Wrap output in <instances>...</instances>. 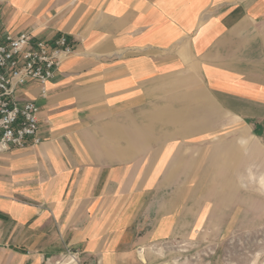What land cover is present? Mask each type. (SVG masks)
I'll return each instance as SVG.
<instances>
[{"label": "crops", "instance_id": "obj_1", "mask_svg": "<svg viewBox=\"0 0 264 264\" xmlns=\"http://www.w3.org/2000/svg\"><path fill=\"white\" fill-rule=\"evenodd\" d=\"M22 31L72 53L18 91L39 141L0 152V264H154L231 231L215 186L262 154L264 0H0Z\"/></svg>", "mask_w": 264, "mask_h": 264}, {"label": "rangeland", "instance_id": "obj_2", "mask_svg": "<svg viewBox=\"0 0 264 264\" xmlns=\"http://www.w3.org/2000/svg\"><path fill=\"white\" fill-rule=\"evenodd\" d=\"M250 141L261 148L260 158L238 172L235 188L215 186L219 192L234 193L225 210L227 217L222 218L231 231L219 232L212 239L199 233L197 247L179 243L175 246L179 253L157 254L154 264H264V139L254 129L250 130Z\"/></svg>", "mask_w": 264, "mask_h": 264}, {"label": "built area", "instance_id": "obj_3", "mask_svg": "<svg viewBox=\"0 0 264 264\" xmlns=\"http://www.w3.org/2000/svg\"><path fill=\"white\" fill-rule=\"evenodd\" d=\"M72 53L63 34L37 38L33 31L0 34V152L37 143L38 106L20 100L18 91L33 82L45 95V85L61 60Z\"/></svg>", "mask_w": 264, "mask_h": 264}]
</instances>
